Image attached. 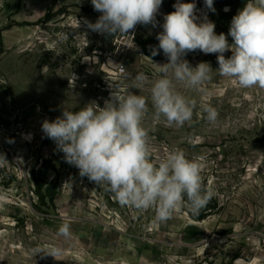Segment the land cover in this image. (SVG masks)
Listing matches in <instances>:
<instances>
[{
	"label": "rangeland",
	"instance_id": "obj_1",
	"mask_svg": "<svg viewBox=\"0 0 264 264\" xmlns=\"http://www.w3.org/2000/svg\"><path fill=\"white\" fill-rule=\"evenodd\" d=\"M14 1L8 6L0 0V154L8 161L0 167V193L7 196L0 206V264H264V89L241 88L220 76L216 54L190 52L184 58L191 66L208 62L213 69L204 86L213 95L177 85L197 108L191 123L169 127L154 119L150 91L159 75L153 63H167V57L146 55L134 37L141 30L162 32L161 21L177 0H163L156 27L138 24L128 36L114 38L87 28L85 19L95 23L101 15L91 0ZM181 2L196 4L197 23L208 18L204 0ZM125 73L148 77L143 88L129 91L148 102L143 126L153 160L177 148L190 159L204 158V185L216 192L200 211L204 218L184 206L159 223L155 209L121 206L81 178L44 136L45 119L87 104L103 107L113 84L124 94L133 83ZM200 103L218 110L215 125ZM64 222L69 240L56 235ZM51 245L64 249L59 260L34 254Z\"/></svg>",
	"mask_w": 264,
	"mask_h": 264
},
{
	"label": "clouds",
	"instance_id": "obj_2",
	"mask_svg": "<svg viewBox=\"0 0 264 264\" xmlns=\"http://www.w3.org/2000/svg\"><path fill=\"white\" fill-rule=\"evenodd\" d=\"M162 3L163 0H91L94 10L101 15L95 23L87 19L84 23L102 35L128 36L138 24L156 27ZM204 4L211 12L216 11L213 0H204ZM173 8L164 15L163 31L156 37L158 49L168 62H152L159 74L150 90L154 119H163L167 126L178 128L193 121L197 100L183 94L177 85L206 97L213 95L204 87L212 79L210 64L200 62L193 67L184 58L197 50L217 55L216 71L220 76L231 78L241 88L264 89V0H248L232 18L227 34L232 44L224 33L216 34V25L207 15L202 22H196L194 2L177 0ZM227 51L232 53L229 58L225 57ZM157 54L159 51L153 49L152 55ZM108 64L117 66L111 61ZM125 77L131 74L125 73ZM131 78L133 83L124 94L117 91L118 85H111L114 91L103 107L87 104L78 111L64 110L53 121L45 119L42 132L55 142L65 161L79 170L81 178L87 177L121 206L138 211L155 209V221L159 223L172 219L184 206L191 215L198 216L216 196L211 187L204 185V158L190 159L177 148L158 161L153 160L149 131L143 126L148 102L144 96L129 91L143 88L148 77L137 73ZM199 107L208 123L218 122L219 112L210 103H200ZM7 163L0 154V167ZM6 201V194L0 193V206ZM56 235L71 239L70 224L59 225ZM33 251L35 255L43 253L57 260L64 253L58 245Z\"/></svg>",
	"mask_w": 264,
	"mask_h": 264
},
{
	"label": "trees",
	"instance_id": "obj_3",
	"mask_svg": "<svg viewBox=\"0 0 264 264\" xmlns=\"http://www.w3.org/2000/svg\"><path fill=\"white\" fill-rule=\"evenodd\" d=\"M248 3V0H213V7L215 12H211L207 9L208 19L215 23L216 34L224 33L225 35L229 32L232 18L235 16V9L243 8ZM228 8V11H224ZM163 22L161 21V25ZM160 32L155 30H141L137 31L134 37V41L142 48L144 53L152 58L159 59L162 57L163 51L158 49L159 41L157 35ZM107 35V34H105ZM115 35H110V38H114ZM153 49H157L159 54L153 56ZM36 192L39 197L44 199V186L40 180H36ZM207 210V209H205ZM205 215L194 216L196 219L204 218Z\"/></svg>",
	"mask_w": 264,
	"mask_h": 264
},
{
	"label": "crops",
	"instance_id": "obj_4",
	"mask_svg": "<svg viewBox=\"0 0 264 264\" xmlns=\"http://www.w3.org/2000/svg\"><path fill=\"white\" fill-rule=\"evenodd\" d=\"M7 4H8V6H12V5L15 6L16 3H15L14 0H8V3Z\"/></svg>",
	"mask_w": 264,
	"mask_h": 264
}]
</instances>
